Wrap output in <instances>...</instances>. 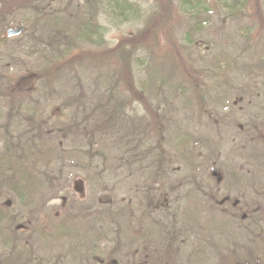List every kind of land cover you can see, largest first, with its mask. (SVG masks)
I'll list each match as a JSON object with an SVG mask.
<instances>
[{
	"label": "rangeland",
	"instance_id": "1",
	"mask_svg": "<svg viewBox=\"0 0 264 264\" xmlns=\"http://www.w3.org/2000/svg\"><path fill=\"white\" fill-rule=\"evenodd\" d=\"M162 19L192 76L185 93L126 86L116 109L106 73L46 74ZM12 26L26 30L8 36ZM2 35L0 155L22 145L40 183L18 195L0 168V264H95L114 250L134 263L144 242L130 234H264V0H0ZM187 134L209 142L184 159ZM190 213L218 229H188Z\"/></svg>",
	"mask_w": 264,
	"mask_h": 264
},
{
	"label": "trees",
	"instance_id": "2",
	"mask_svg": "<svg viewBox=\"0 0 264 264\" xmlns=\"http://www.w3.org/2000/svg\"><path fill=\"white\" fill-rule=\"evenodd\" d=\"M111 8L117 17L124 19L135 18L136 14L134 16L123 15L118 13L114 7ZM168 22L169 20L165 21V19H162L141 36L123 38L110 48L74 52V54H70L62 61L57 62L58 64L54 63L56 66L47 69L46 74L49 76L53 72L62 71L64 73L67 70L77 71L79 69L102 71L101 73H106V75L104 73V75L101 74V77L104 76L102 78H105L103 80L104 86L111 90L110 100L116 102V109L117 106L121 107L127 103L126 99L121 97V93L124 89L126 90V86L131 88V92L135 91L138 96H152L156 90L165 89H169L174 93H185L184 87L189 88L186 82V75L189 76L190 72L187 66L180 68V61L176 59L175 54L177 55V53L173 52L174 43L168 29ZM92 26L95 27L94 25ZM88 32L97 33L95 31ZM4 40L6 38L2 35L0 42ZM163 40L165 43H163ZM261 68L264 70V60ZM180 72L184 74L182 81L177 75ZM189 77L192 76L190 75ZM109 82L110 85H108ZM193 85L192 88L197 87L195 84ZM14 87L17 86L15 85ZM141 91L144 94H141ZM150 111L152 113L154 109L151 108ZM154 127L158 130L156 125ZM208 142L209 138H199L187 134L177 139L178 148L181 147L179 154L182 152V155H180L185 159L186 157L183 153L191 152L192 149L195 150L198 146H204ZM21 146L14 148L15 146L12 145L0 155V168L5 170V174L8 175L7 181L6 178H2L3 184L11 187L12 191H15L18 195H23L36 189L39 185L38 183H40L34 169L28 164V160H31V157L23 158L17 153V150L22 149ZM25 153L26 151L23 150L22 154L25 155ZM34 158H36V155ZM226 201H233L232 205L236 202L230 198H227ZM238 218H240L239 215ZM186 219V226H189L187 228L193 231H195L194 228L201 231L205 230L206 232L218 229V226H214L213 222L210 223L209 227L207 225L202 226L199 220L197 221V216L192 213ZM261 236L264 237V234H257L256 231V234L249 235L248 241L250 242L239 243L237 236L234 238L232 234H190L187 239L180 237V234H172L169 231V234H161V238L158 241L149 239L146 236L130 234L128 237H131V240L127 237L128 240L134 243L142 241L144 245L141 252L139 248L131 253L137 255L138 260L128 264H264V245H262L264 238ZM221 242L225 244V251L224 249L220 251ZM183 243L188 244L190 247L192 246V248L185 251L182 248ZM121 245L119 243L120 250L122 248ZM129 246L131 247L132 244ZM112 254H115V250L107 258L100 261L96 260L95 264H120L121 261L117 260L118 258H113Z\"/></svg>",
	"mask_w": 264,
	"mask_h": 264
},
{
	"label": "water",
	"instance_id": "3",
	"mask_svg": "<svg viewBox=\"0 0 264 264\" xmlns=\"http://www.w3.org/2000/svg\"><path fill=\"white\" fill-rule=\"evenodd\" d=\"M25 31V27L24 26H15V27H10L7 30V35L8 36H17L19 34H21L22 32ZM81 184V180H78L75 182V186L78 189L79 185Z\"/></svg>",
	"mask_w": 264,
	"mask_h": 264
},
{
	"label": "flooded vegetation",
	"instance_id": "4",
	"mask_svg": "<svg viewBox=\"0 0 264 264\" xmlns=\"http://www.w3.org/2000/svg\"><path fill=\"white\" fill-rule=\"evenodd\" d=\"M13 27V26H12ZM15 27V26H14ZM10 27L7 28V30L9 29ZM7 30H6V33H7ZM25 30H26V27H25ZM6 35V34H5Z\"/></svg>",
	"mask_w": 264,
	"mask_h": 264
}]
</instances>
